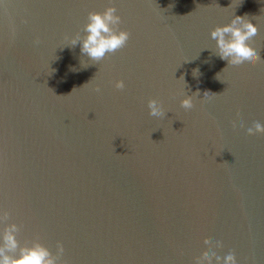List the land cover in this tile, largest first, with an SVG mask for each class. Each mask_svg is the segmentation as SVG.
<instances>
[{"label": "water", "instance_id": "obj_1", "mask_svg": "<svg viewBox=\"0 0 264 264\" xmlns=\"http://www.w3.org/2000/svg\"><path fill=\"white\" fill-rule=\"evenodd\" d=\"M109 4L130 39L97 64L64 36L83 35L88 12ZM234 15L257 27L255 66L214 54L211 30ZM151 98L165 117L149 115ZM255 121L264 0H0V213L21 245L39 237L55 254L60 241L67 264H193L207 236L223 241L221 256L264 264Z\"/></svg>", "mask_w": 264, "mask_h": 264}, {"label": "clouds", "instance_id": "obj_2", "mask_svg": "<svg viewBox=\"0 0 264 264\" xmlns=\"http://www.w3.org/2000/svg\"><path fill=\"white\" fill-rule=\"evenodd\" d=\"M22 22L27 23L28 21L24 19ZM121 23L122 18L117 13V8L114 4H109L103 11L88 12L87 22L82 28L83 35H81V31H77L71 36L65 34L64 39L69 41L68 46L73 48L79 44L81 54L98 64L109 54H114L126 47L130 39V32L121 28ZM12 35H15L14 23L12 24ZM210 36L216 42L214 54L220 59L226 60L228 66L239 67L245 64L255 66L262 62L259 51L253 47L259 39V32L247 15H234L229 23L215 26L211 30ZM40 43V38L37 36L34 44L39 45ZM192 74L194 77H198L199 69H193ZM114 87L117 90H123L125 88L124 80H115ZM94 91L100 93L99 84L95 86ZM194 94L200 95L199 91ZM216 94L205 91L203 97L209 98ZM147 106L150 116L159 118L166 116L167 112L161 100L151 98L148 100ZM194 106L193 95H185L181 100V107L186 111ZM232 126L234 129L245 127L242 119L238 125L236 120H233ZM246 133L249 136L264 135V124L255 121L252 126L247 127ZM213 158L215 159V156ZM9 216L7 210L0 213V223L4 224L3 232L0 234V264H67V261L61 259L64 254V245L60 241H57L55 254L40 241L39 237L30 243L26 242L21 245L17 239L20 226L15 222L7 223ZM203 244L205 249L194 257L193 264H214V261L215 264H238L234 251H229L225 256L218 254L217 249L224 247L222 240L213 241L205 236Z\"/></svg>", "mask_w": 264, "mask_h": 264}]
</instances>
